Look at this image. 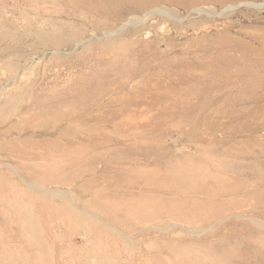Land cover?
<instances>
[{
    "label": "rangeland",
    "instance_id": "rangeland-1",
    "mask_svg": "<svg viewBox=\"0 0 264 264\" xmlns=\"http://www.w3.org/2000/svg\"><path fill=\"white\" fill-rule=\"evenodd\" d=\"M148 1L0 0V264H264V0Z\"/></svg>",
    "mask_w": 264,
    "mask_h": 264
},
{
    "label": "bare ground",
    "instance_id": "bare-ground-1",
    "mask_svg": "<svg viewBox=\"0 0 264 264\" xmlns=\"http://www.w3.org/2000/svg\"><path fill=\"white\" fill-rule=\"evenodd\" d=\"M75 1H77V2H81V3H83V4H90V6L91 7H93V8H97L98 10L99 9H102V10H115V12H118L117 10L120 8L119 7V1H122V0H75ZM94 1H98L99 3H95V4H91L92 2H94ZM126 1H128V2H131V3H134V5H135V7H137V8H143L144 6H147L148 4H149V1L148 0H126ZM260 4V3H259ZM160 5V4H159ZM229 5H230V3H229ZM238 5V4H237ZM244 5V4H243ZM164 8V7H163ZM210 14V13H209ZM213 14V13H212ZM145 14H143V16H144ZM155 15V14H154ZM214 15V14H213ZM217 15V14H216ZM146 16V15H145ZM149 16H151V15H149ZM161 16V15H160ZM130 17V16H129ZM145 18V17H144ZM143 18V19H144ZM178 19H179V17H178ZM135 21V20H134ZM174 21V20H173ZM132 22V21H131ZM139 22V21H138ZM133 23V22H132ZM136 24V23H135ZM134 24V25H135ZM133 25V26H134ZM128 28V27H127ZM161 28V27H160ZM118 33H116V34H118V35H121L122 34V29L120 28H118ZM114 32V31H113ZM160 32V31H159ZM110 33H111V31H110ZM104 37V36H103ZM106 37V36H105ZM109 38V37H108ZM119 38V37H118ZM87 39V38H86ZM89 39V38H88ZM85 42V41H84ZM88 42V41H87ZM79 44V43H78ZM19 74V73H18ZM160 78V77H159ZM17 79H19L18 78V75H14L13 76V78H12V83L13 84H16V82H17ZM19 84H21V86H22V81H21V83H19ZM1 85V84H0ZM18 85V84H17ZM19 87H20V85H19ZM5 89H7V88H5ZM9 89V88H8ZM4 91H6V90H4ZM4 93H6V92H4ZM7 93H9V92H7ZM35 96V95H34ZM39 98H41V97H39ZM41 100V99H40ZM52 100V99H51ZM49 102V101H48ZM52 102V101H51ZM10 103V102H9ZM44 103V102H43ZM14 104V103H13ZM28 104V108H27V110L28 109H30V108H32V107H34V105L36 104V102H33V101H31L30 103H27ZM26 104V105H27ZM39 104V103H38ZM37 105V104H36ZM46 105V104H45ZM38 106V105H37ZM40 106V105H39ZM42 106V105H41ZM25 107V106H24ZM40 108V107H39ZM19 112H20V110H19ZM22 112H24V111H22ZM26 113V112H25ZM46 113V112H45ZM44 115V114H43ZM43 115H41V116H43ZM48 115V114H47ZM38 117V116H37ZM24 118V117H23ZM30 118V117H29ZM39 118V117H38ZM23 120V119H22ZM46 121V120H45ZM139 123V122H138ZM262 135V134H261ZM12 141V140H11ZM11 141H9V142H11ZM27 143H29L28 145H33V143H34V141H31V140H28V141H26ZM30 143H32V144H30ZM20 145V144H19ZM151 146V145H150ZM149 148V147H148ZM5 150L6 152H10V153H16L18 156H26V155H31L32 154V152L31 151H28L27 149H25V148H22V147H18V146H16L15 145V143H11V144H3V145H0V150ZM116 149V148H115ZM152 150V149H151ZM118 151V150H117ZM132 158V157H131ZM136 158V157H135ZM126 159V158H125ZM124 159V160H125ZM199 160V159H198ZM128 161H129V159H128ZM132 162V161H131ZM262 166V165H261ZM11 167V166H10ZM84 168V167H83ZM11 169H13L14 170V168H11ZM7 170V169H6ZM16 170V169H15ZM83 170V169H82ZM11 172V171H10ZM205 175V174H204ZM201 176V175H200ZM203 176V175H202ZM21 178H23V177H21ZM97 178V177H96ZM95 178V179H96ZM150 178V177H149ZM25 180V179H24ZM202 180V179H201ZM77 181V180H76ZM103 181V180H102ZM35 182V181H34ZM29 183V182H28ZM31 185H33V186H36L37 185V188H39V190H41V191H48V188L47 189H45L44 187H42L41 185H38L37 183H32ZM119 185V184H118ZM33 190V189H32ZM52 190V189H51ZM57 190H59V191H61V192H59L61 195H63V196H68V194L67 193H69V192H65V191H63V190H61V189H57ZM22 191H26L25 189H22ZM54 191H55V189H54ZM27 192V191H26ZM214 192H219V191H217V190H215ZM28 193V192H27ZM45 193V192H44ZM44 193H33V194H30V193H28L29 194V196L33 199V200H39V201H41V203L43 204V205H48L49 207H54V202H53V200L51 199V197L50 198H48L47 196H46V194H44ZM47 193H49V192H47ZM52 193V192H51ZM54 193V192H53ZM56 194V193H55ZM99 194H100V192H99ZM78 197V196H77ZM60 198V197H59ZM80 198V197H79ZM58 199V198H57ZM75 199V198H74ZM59 200V199H58ZM83 200V199H82ZM21 202H19V201H15V204L16 205H19ZM58 204L56 205V208H58V209H61V211H66L67 213H69L70 215H72V216H79V217H82V216H84V215H81V214H79V208L77 209V207H74L72 204H70L68 201H61V202H57ZM75 204H76V202H75ZM261 209H262V207H261ZM215 213H217V212H215ZM214 213V214H215ZM89 216V215H88ZM91 217V216H90ZM92 217H100L99 215H93ZM91 217V218H92ZM218 217V216H217ZM221 218V217H220ZM219 218V219H220ZM260 222V221H259ZM184 227V226H183ZM205 228V227H204ZM187 229V228H186ZM254 229V228H253ZM184 230V229H183ZM196 234V233H195ZM201 235V234H200ZM199 236V235H198ZM207 237V236H206ZM138 241V240H137ZM200 258V257H199ZM201 261V260H200ZM208 264V263H207Z\"/></svg>",
    "mask_w": 264,
    "mask_h": 264
}]
</instances>
